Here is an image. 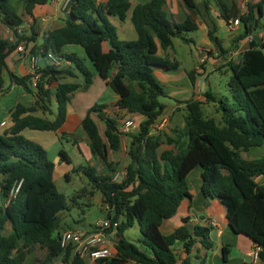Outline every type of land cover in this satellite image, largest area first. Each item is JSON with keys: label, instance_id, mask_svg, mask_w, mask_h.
I'll return each mask as SVG.
<instances>
[{"label": "trees", "instance_id": "obj_1", "mask_svg": "<svg viewBox=\"0 0 264 264\" xmlns=\"http://www.w3.org/2000/svg\"><path fill=\"white\" fill-rule=\"evenodd\" d=\"M47 1L0 0V24L12 30L15 37L13 43L0 39V88L5 72L11 85L21 87L34 98L30 106L14 107L9 129L0 134V264H23L26 254L35 246L46 250L41 264H51L59 257L61 264H86L73 254L71 247L65 250L59 247L60 223L68 207L54 183V163L43 147L22 135L24 130H60L66 121L70 98L80 88L76 81H70L76 74L82 76L86 86L91 85L96 75L106 80L118 98L113 107L91 106L80 121L91 156L106 168L102 175L92 166L81 171L112 211L107 217L111 225L118 223L113 257L96 264H177L172 249L176 242L183 243L186 254L197 239L207 248L206 228L194 227L188 232L181 226L170 235L160 233L163 221L176 213L183 199L189 198L186 178L197 167L206 192L225 207L229 228L260 247L259 264H264V186L255 182V178L264 174V157L250 161L240 157V152L264 145V41L251 40L249 49L241 54L240 63L229 64L228 89L234 105L220 101L221 126L204 119L201 102L190 100L185 102L184 127L175 136H165L161 141L151 133L164 109L158 97L165 96L154 76V68L164 64L156 54L154 39L165 50L172 46L174 37L184 39L185 32L195 31L196 24L188 18L173 25L162 11L165 0H148L131 10L136 39L119 41L107 16L123 20L130 8L128 0L98 4L95 0H73L64 11L63 26L45 32L41 43L30 49L32 56L43 60L51 53L70 67L44 62L33 89L30 75L19 77L9 72L6 59L25 39L16 32L22 24L18 10L31 15L36 6ZM259 1L248 3L246 12L239 17L245 27L244 35H250L254 23L263 16L264 0ZM181 2L192 14L198 13L194 0ZM68 45L81 47L90 64L75 53L64 52ZM188 75L193 81L192 73ZM109 107L116 114H111ZM123 113L139 115L143 120L138 132L129 135V161L124 177L113 181L109 155L122 146L121 123L117 118ZM163 145L170 149H161ZM17 182H21L18 192L10 195ZM134 222L141 235L142 250L122 237V232ZM112 232V227L105 231ZM223 250L226 259L227 251ZM181 264H191L189 257Z\"/></svg>", "mask_w": 264, "mask_h": 264}, {"label": "crops", "instance_id": "obj_2", "mask_svg": "<svg viewBox=\"0 0 264 264\" xmlns=\"http://www.w3.org/2000/svg\"><path fill=\"white\" fill-rule=\"evenodd\" d=\"M148 0H128L130 8L123 20L118 19L117 17L107 16L108 21H111L113 25L116 27V36L119 41H132L136 39V32L134 27L130 21L131 10L138 4H142L147 2ZM196 3V7L198 10L197 14H192L188 10H186L181 0H165L164 5L162 6V11L165 13L166 17L170 21L171 24H182L188 18L192 20L196 24V30L194 32L201 34L198 39L197 45L195 46L193 43V38L188 37L184 39L185 41L191 43L194 47L198 49L199 61L195 62L193 67L191 68L189 73H192L193 81L187 75L186 69L180 70V66L177 60H175V55H171V59H169L168 48L163 50L160 48V45L156 39H154V43L156 45V54L160 58L164 60V64L162 67L154 68V76L155 78L160 76L163 77L162 74L164 71L173 70L168 78L174 79L178 77V81L180 79H184L187 77L189 81L188 88H180L177 89L178 92H185L186 94L191 95V100L199 101V92H201L202 83L197 79V75L200 71H202L203 65L207 61H216V65H227L229 64L237 65L240 63L241 54L249 49V43L251 40L254 42H262V35H264V6H263V16L257 22L254 23V27L252 33L250 35H244L245 27L240 21V25L234 27L232 30H229L228 27L226 32L231 33V36L227 40H220L216 36L217 28L216 25H222L224 27L227 26L228 22L238 18L240 20V16L246 12L247 4H258L259 0H194ZM19 11V10H18ZM22 17V24L16 29L17 35L25 38L18 46L16 50L13 51L6 59V64L9 72L13 73L16 76H24L30 75V65H29V57L30 49L33 45H38L42 41L43 34L47 31L54 30L60 28L64 24V19L66 18V12L62 11L60 5L55 0H48L47 3L43 6H36L31 15L24 14L21 10L18 12ZM227 17V19H225ZM222 27V32L224 31ZM0 39L7 40L10 43L15 41L14 32L7 28L5 25L0 24ZM215 40V41H214ZM229 41L227 46H224V42ZM104 49H107V45L104 46ZM64 52L75 53L81 58H86V55L83 49L79 46L68 45L63 48ZM9 59V60H8ZM88 61V60H87ZM89 63V61L87 62ZM90 64V63H89ZM88 64V65H89ZM45 65L44 61L40 62V66L43 67ZM70 67L64 61H61L60 67ZM174 66V68H172ZM7 74V73H6ZM160 80H163L162 78ZM197 81L200 82V85L197 86ZM6 84V82H4ZM99 83V84H97ZM107 81L100 79L97 75L94 76L93 82L90 85V88L95 87L96 85L107 88ZM4 84V85H5ZM11 89L14 87H19L16 85H11L8 82L7 87ZM166 86V84H165ZM22 89L21 87H19ZM89 88V89H90ZM109 88V87H108ZM165 91V90H164ZM207 91L206 93H209ZM111 103L107 105H114L117 101V96L111 91ZM203 93V92H202ZM211 95V93H210ZM32 103L34 102L33 96L31 97ZM200 102V101H199ZM18 104L15 103L14 107ZM164 107H167L166 104H163ZM185 105V103L180 104L176 103L173 105L168 111H162V114L159 118L163 121L162 124L164 132L166 135H169V131L165 130V121L167 119H171L173 116V123H176V116L179 112V107ZM13 107V108H14ZM13 109H11L7 113V117L9 120L10 113ZM67 109V116H68ZM66 116V120H67ZM134 115L128 114H120V121H124L126 119H130L133 121V126L129 129V132L132 134H136L139 130V123L143 120L142 117L139 119L132 117ZM4 120H0V123ZM5 122V121H4ZM66 122V121H65ZM5 127H0L7 131L10 127V122H5ZM78 138L81 141L86 143L87 150L88 149V139L86 134L83 132L80 126V118L78 119ZM164 125V126H163ZM182 127V126H181ZM4 131V132H5ZM31 130L22 131V135L24 133H28V139L39 143L38 134H34L29 132ZM58 132V131H57ZM151 133L153 129H151ZM158 136V134H156ZM25 137V136H24ZM42 138V137H39ZM165 139V138H164ZM44 141V140H43ZM72 147H78L77 141L71 139ZM161 141H163L161 139ZM47 141H45L46 143ZM52 142V143H51ZM49 143V147L44 149L46 152L50 148L52 149V160L53 163L56 159L59 161L66 160L67 166L70 171H73L76 166L83 168L82 162L84 161L86 164L92 166L94 165L90 161H87L85 157L83 159H79L77 156L71 157L67 153L65 149L60 147V143L58 144L56 141L52 140ZM68 142V139L66 140ZM47 144V143H46ZM40 145V143H39ZM41 146V145H40ZM161 149H170L168 146H161ZM258 149V150H257ZM264 145L260 147L250 148L248 151L240 152V157L243 160H254L261 157H264ZM89 157L95 161L98 159L92 157L89 152ZM90 162V163H89ZM110 162V159H109ZM96 163V162H95ZM111 163V162H110ZM96 168V167H95ZM97 169V168H96ZM105 171V169H104ZM67 172V171H66ZM81 173V172H80ZM79 173V174H80ZM119 173V172H117ZM122 171L120 174H124ZM104 174V173H101ZM54 175L60 176L57 172V164L54 163ZM66 179H70L68 173L65 175ZM255 182L258 186H264V174L260 177L255 178ZM186 184L188 188L189 198H185L181 201L179 207L177 208L176 213L167 220H164L160 226V233L162 235H170L176 228L184 226L188 232H192L194 227L206 228L209 230L208 232V244L209 246L206 248L200 244L199 239L196 240V243L191 247L190 253L186 254L183 243L176 242L172 249L177 258V264H181L182 260L186 257H189L191 264H251L250 252L252 247L254 246L253 242L245 236L238 235L232 232L229 228L227 219H226V210L225 207L220 203V201L212 196H210L203 187V182L201 178V170L197 167L194 168L186 178ZM103 200L102 196L99 197V203ZM108 213L112 214L111 210H108ZM214 222V225H213ZM94 229H82L78 232L80 233H91ZM115 235L114 232L109 234V244L113 249L114 244L117 242V238L113 239ZM116 236V235H115ZM227 251L226 259L223 258L224 250ZM46 254V250L42 249L38 246H35L29 253L26 254L25 260L23 264H36L35 261L39 256L44 257ZM40 258V259H41ZM61 258L59 257L54 261L53 264H59ZM56 262V263H55ZM51 263V264H52ZM41 264V263H40Z\"/></svg>", "mask_w": 264, "mask_h": 264}, {"label": "rangeland", "instance_id": "obj_3", "mask_svg": "<svg viewBox=\"0 0 264 264\" xmlns=\"http://www.w3.org/2000/svg\"><path fill=\"white\" fill-rule=\"evenodd\" d=\"M20 10L21 9H19V11ZM109 22L113 25L111 21ZM113 27L116 29L114 25ZM222 27H223L222 25L220 26L216 25L217 28L216 36L220 40L221 39L227 40L231 36V33H229L228 31L226 32L227 26L225 27V24L223 27L224 29L223 32L221 30ZM200 36L201 34L196 33L194 31L185 32L183 34L184 39H187L188 37L193 38L194 41L193 43L195 44L196 47H198L197 42ZM184 39H182L181 37H174L172 39V46L168 48V54H169V59H171V55L173 54L175 55V60L178 61L180 70L181 68L186 69L188 75V71L191 70L193 64L195 62L198 63L199 55H198V49L194 47L191 43L185 41ZM228 44L229 41H225L223 45L227 46ZM216 64L217 63L215 60L212 62L207 61L203 65L202 71H200L199 74L197 75V79L200 80L202 83L201 92H199V96H200L199 101L201 102L200 107L203 113V118L212 120L216 125L221 126L222 111L220 109V101L228 104L231 107L234 105V101L228 89V81L231 78L230 68L227 65L217 66ZM172 72L174 71L173 70L164 71L162 73L164 75L163 77L160 76L156 77V81L165 90V96L158 97V101L160 103L167 105V107H164L163 109V111L166 110L165 114H167L168 111L170 110L169 107L176 105V103L183 104L185 102L190 101L192 98L190 94H186L185 92L177 93V89L179 90L181 87L184 89L188 88L189 81L187 77H185L184 79H180L179 81H178L179 79L178 77L171 80V78L168 77ZM161 78L163 80H160ZM2 79L3 82H6V84L3 83L2 88H0V120L3 119L5 122L9 123L10 121L8 120L7 113L11 109H14L13 107L15 103L18 102V104H22L24 106H30L33 104L31 100L32 95L24 92L23 89H20L19 87H14L12 89L9 86L7 87L8 82L10 81L8 75L5 72L2 74ZM72 80L80 84V88L70 98V103L67 108L69 112L67 116V120L60 128V130L58 132H40V131H32V130L29 132L38 134L39 137H42V138L38 137L37 140L40 143L41 147L48 148L49 143L52 140H54L58 144L60 143V147L65 149L69 154V156L70 155L71 157L77 156L81 160L83 159V157H85L87 161H90L91 163L94 164L92 165V167L97 168V169L95 168L96 173L101 174L104 173V169L106 170V168L99 159L95 161L89 157V152L87 150L86 143L78 138L79 136L77 132L78 131L77 122L79 118L80 121L84 118L86 112L90 109L91 106L95 104L111 103L112 93L108 87L104 88L96 85L95 87L90 88V85L86 86L82 76L79 74H76V78L70 79V81ZM207 91L210 92L206 93ZM208 95L211 97L210 98L206 97ZM110 106L113 107V105ZM112 107H109L111 108V114H116L115 110H113ZM52 110L54 111V114H56L54 104H52ZM178 110H179L178 115L175 118L176 123L175 122L173 123L172 121L174 118L173 116L171 117L170 120L167 119L165 121L166 123L164 128L165 130L169 131L168 136H173V135L175 136L176 131L181 130L185 125L184 117L187 114L185 105L179 107ZM236 116H238V114H236ZM132 117L137 119L140 118L139 115H134ZM49 119L52 120L53 116H50ZM118 119L119 118H117V120ZM162 121L163 120L161 118H158L152 129L155 134H158L160 139L164 140L165 138L164 135H166V133L164 132L163 127H161L162 124L160 123ZM120 123L122 124L121 121ZM99 126L100 129H102V125L99 124ZM4 131L5 129L0 128V134H3ZM130 134L132 133H130L129 131L122 132L121 148L118 151L113 152L109 155V159L113 169L112 176L115 175L117 172L120 173L124 171L125 166L129 161L127 152H128L129 143L131 141L129 137ZM23 136L27 138L29 137V134L24 133ZM67 139L68 142H66ZM71 139L77 141V145H78L77 148L72 147ZM45 141H47L46 142L47 144L45 143ZM52 149L53 148L48 149L47 150L48 152L46 153H47V157L53 162ZM54 163L57 164V172L60 174V176H56V175L53 176L54 183L56 185L57 190L65 197L64 202L65 205L68 207V209L65 210L62 215V220L59 228L60 232L64 230L80 231L85 228L94 229L96 227L97 222L102 221L108 217L109 209L107 208V205L103 202L102 199L100 203L98 201L99 197L102 195L100 194L99 191H97L92 187L88 179L83 175L80 167L76 166V168L78 169L77 171H70L67 170L68 166L66 160L59 161V159H56ZM82 165L84 167L90 166L86 164L84 161L82 162ZM66 173L69 174L70 179L65 178ZM122 237L126 241L135 245L138 249L140 250L144 249V247L139 242L141 235L138 231V227L135 222L122 232ZM115 238L116 236L114 235L113 239ZM40 258L41 256H39V258L36 259L35 261L36 264H40L43 261L44 257H42L41 259ZM59 264H61V262ZM86 264L88 263L86 262Z\"/></svg>", "mask_w": 264, "mask_h": 264}, {"label": "built area", "instance_id": "obj_4", "mask_svg": "<svg viewBox=\"0 0 264 264\" xmlns=\"http://www.w3.org/2000/svg\"><path fill=\"white\" fill-rule=\"evenodd\" d=\"M61 7L62 11L68 10L71 2L73 0H55ZM106 0H95V3H104ZM240 25V20L238 18L228 22L227 27L229 30H232L234 27ZM264 41V35H262V42ZM30 65V85L33 89L36 88L37 82L40 78V62L44 61L47 64L59 66L61 60L51 53H48L46 57L42 60L39 56H30L29 57ZM197 86L200 85V82L197 81ZM6 123L3 121L0 123V127H5ZM133 126V121L126 119L122 121V124L119 126V131L122 132L129 131ZM154 125L152 126V128ZM124 174L116 173L113 175V181H118L122 179ZM21 182L14 184L10 195H14L18 192ZM118 223H113L111 225L110 219L106 218L102 221L96 223L95 230L91 233H80L74 230H64L59 233L58 243L59 247L62 250H65L68 247H71L73 254L78 257L80 260L87 262L88 264H96V261L101 259H108L113 257L112 247L109 244V234H106L105 231L108 228L113 229L115 233ZM214 225V222H213ZM260 247L254 245L250 252L251 264H259V254ZM133 264V263H131Z\"/></svg>", "mask_w": 264, "mask_h": 264}]
</instances>
